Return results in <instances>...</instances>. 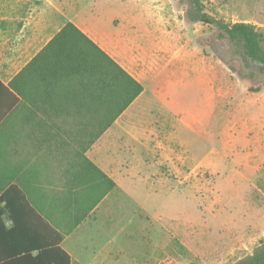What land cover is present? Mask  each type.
I'll list each match as a JSON object with an SVG mask.
<instances>
[{"label": "rangeland", "instance_id": "374dc122", "mask_svg": "<svg viewBox=\"0 0 264 264\" xmlns=\"http://www.w3.org/2000/svg\"><path fill=\"white\" fill-rule=\"evenodd\" d=\"M164 1L165 11L158 0H80L93 30L107 38L127 30L137 45L169 57L127 114L162 139L130 140L129 180L74 235V254L93 264H234L264 238V197L244 180L256 181L253 170L264 163L262 67L247 65L215 26L188 19L190 0ZM205 10L264 31V0H207ZM157 20L166 26L163 47ZM189 52L196 79L178 59ZM203 64L207 72H199ZM225 91L224 101L217 95Z\"/></svg>", "mask_w": 264, "mask_h": 264}, {"label": "crops", "instance_id": "0c3cea01", "mask_svg": "<svg viewBox=\"0 0 264 264\" xmlns=\"http://www.w3.org/2000/svg\"><path fill=\"white\" fill-rule=\"evenodd\" d=\"M158 2L165 11V1ZM80 13V0H0V197L12 185L17 186L28 203L62 232L61 247L71 255L72 264H93L74 254V235L111 200L122 181L129 180L130 140L162 139L159 130L139 126V120L144 124L143 118L127 114L149 92L150 80L162 74L169 57L163 49L149 51L143 43L137 45L139 41L135 43L127 30L116 28L107 38L81 19ZM68 22L144 86L97 139L90 125L99 122L93 112L100 106L98 91L95 98L94 89L83 84L84 75L77 68H68L70 52L75 49L77 54L83 40L57 36ZM155 24L153 34L163 47L166 26L163 20ZM178 59L188 64V77L196 79L195 55L189 52ZM202 68L199 72H207L204 64ZM222 92L217 97L225 101L226 91ZM116 127L122 132L115 131ZM252 175L256 181L246 176V186L262 198L264 163ZM4 206L2 202L0 208ZM84 215L68 232L73 219ZM19 218L22 229L11 232L13 220L8 212L0 211V264H20L10 262L27 255L25 248L36 242L35 217L23 213ZM37 254V250L31 252L32 256Z\"/></svg>", "mask_w": 264, "mask_h": 264}, {"label": "trees", "instance_id": "16d2710c", "mask_svg": "<svg viewBox=\"0 0 264 264\" xmlns=\"http://www.w3.org/2000/svg\"><path fill=\"white\" fill-rule=\"evenodd\" d=\"M206 1L190 0L188 19L218 28L219 38L241 48L246 64L258 63L264 74V31L253 23L245 21L229 23L212 16L205 10ZM57 36L78 37L83 40V47L77 54L75 49L70 52L68 68L70 71L77 68L78 72L84 75L83 84L90 90L94 89L95 98L98 91L100 106L94 108L93 112L99 117V122L90 125L94 126V139H97L143 92L144 86L73 22H68ZM85 159L88 161L86 157ZM101 174L105 175L103 172ZM113 186L114 182L111 181V187ZM2 202H5V206L0 208V211L8 212L14 223L11 232L22 229L19 214L30 213L35 217V244L29 249L25 248L27 255L13 259L10 263L19 261L20 264H72L71 255L61 247L62 232L46 221L40 212L28 203L21 189L12 185L1 195L0 204ZM84 217L85 215L73 219L68 232H71ZM33 250L38 251L36 256L31 255ZM234 264H264V238L259 240L251 254Z\"/></svg>", "mask_w": 264, "mask_h": 264}]
</instances>
